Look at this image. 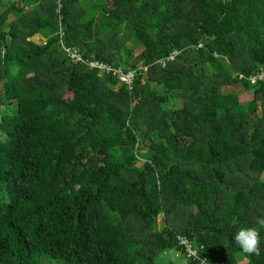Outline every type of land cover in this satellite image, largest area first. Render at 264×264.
<instances>
[{"label":"trees","instance_id":"trees-1","mask_svg":"<svg viewBox=\"0 0 264 264\" xmlns=\"http://www.w3.org/2000/svg\"><path fill=\"white\" fill-rule=\"evenodd\" d=\"M263 71L264 0H0V264H264Z\"/></svg>","mask_w":264,"mask_h":264},{"label":"built area","instance_id":"built-area-1","mask_svg":"<svg viewBox=\"0 0 264 264\" xmlns=\"http://www.w3.org/2000/svg\"><path fill=\"white\" fill-rule=\"evenodd\" d=\"M58 35L60 38V46L62 52L69 62L73 64L83 65L87 69L96 70L98 71L99 75H111L117 79L119 84L122 83L126 85L128 89L132 88L136 69L125 70L122 67H112L111 65L99 60L84 58L78 49H73L63 43V32L61 29L58 30ZM176 54L177 52L169 54L167 57L160 59L158 61V64L161 67H164L167 62L172 61L175 58ZM238 77L240 80L248 81L251 85H257L259 83L264 84V71L250 76H245L244 74L239 73ZM176 242L179 246L183 247L184 254L187 258L198 261V259L194 258V254L198 255V257L200 256L188 239L183 236L177 235Z\"/></svg>","mask_w":264,"mask_h":264},{"label":"clouds","instance_id":"clouds-1","mask_svg":"<svg viewBox=\"0 0 264 264\" xmlns=\"http://www.w3.org/2000/svg\"><path fill=\"white\" fill-rule=\"evenodd\" d=\"M261 229H264V216L257 217L255 226L242 227L234 234L233 242L248 256H260L261 254ZM194 258L198 259L199 264H209L207 259L198 257L194 254ZM184 264H188L187 260Z\"/></svg>","mask_w":264,"mask_h":264},{"label":"rangeland","instance_id":"rangeland-1","mask_svg":"<svg viewBox=\"0 0 264 264\" xmlns=\"http://www.w3.org/2000/svg\"><path fill=\"white\" fill-rule=\"evenodd\" d=\"M32 41H34L35 43L40 44L41 40L39 38H37L36 36L31 38ZM128 48L131 50V56L129 59V62H131V60L141 51L142 47L139 44H136L134 42H130L129 44H127ZM206 71L207 72H213L214 68L210 65L206 66ZM240 88L237 86H226L224 87L223 91L224 92H237L239 91ZM250 95V94H248ZM160 218L157 219V221L159 222ZM173 257V261H176L178 259V257H176V255H171ZM237 259L239 258L238 256H236ZM179 260H177L176 262H178ZM43 264H59L57 261H52V262H48V261H44L43 260Z\"/></svg>","mask_w":264,"mask_h":264},{"label":"crops","instance_id":"crops-1","mask_svg":"<svg viewBox=\"0 0 264 264\" xmlns=\"http://www.w3.org/2000/svg\"><path fill=\"white\" fill-rule=\"evenodd\" d=\"M29 3H30V6H31L32 4H34V2H31V1H30ZM36 37H37V38H40V36H38V35H37Z\"/></svg>","mask_w":264,"mask_h":264}]
</instances>
